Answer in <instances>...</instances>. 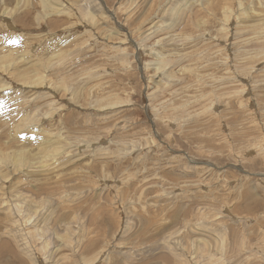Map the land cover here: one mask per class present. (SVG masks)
I'll use <instances>...</instances> for the list:
<instances>
[{
    "label": "rangeland",
    "instance_id": "374dc122",
    "mask_svg": "<svg viewBox=\"0 0 264 264\" xmlns=\"http://www.w3.org/2000/svg\"><path fill=\"white\" fill-rule=\"evenodd\" d=\"M0 264H264V0H0Z\"/></svg>",
    "mask_w": 264,
    "mask_h": 264
}]
</instances>
